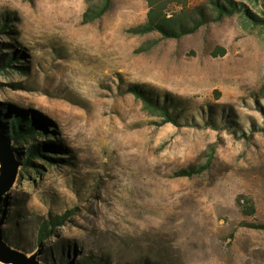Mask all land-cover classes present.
<instances>
[{"label":"rangeland","instance_id":"obj_1","mask_svg":"<svg viewBox=\"0 0 264 264\" xmlns=\"http://www.w3.org/2000/svg\"><path fill=\"white\" fill-rule=\"evenodd\" d=\"M212 1L113 0L84 23L102 0H0V115L41 122L35 144L58 148L25 169L31 144L13 143L3 228L17 248L77 251L72 264H264V27L217 21ZM231 1L264 18V0ZM158 6L212 21L180 39L134 34ZM66 212L41 247L42 218Z\"/></svg>","mask_w":264,"mask_h":264},{"label":"trees","instance_id":"obj_2","mask_svg":"<svg viewBox=\"0 0 264 264\" xmlns=\"http://www.w3.org/2000/svg\"><path fill=\"white\" fill-rule=\"evenodd\" d=\"M113 0H102L98 5H90L88 10L84 15V23H92L101 19L111 8ZM213 10L216 13L215 20L220 21L225 17H232L237 13H240L248 18L254 25L264 27V18L258 17L256 14L252 13L250 9L245 4H238L233 1L224 4L219 0H213ZM153 7V3L151 4ZM188 14L186 12L180 15H174L169 17L167 14L163 13L161 8L158 6L152 8L149 15L148 21L133 29L134 34L146 35L154 32H158L166 39H180L184 36L195 33L203 25L207 24L211 20V17L205 12L200 13L199 17L195 16L193 18V23L189 21ZM7 24L3 27L7 28ZM12 59L9 60L8 66L11 65ZM139 87L133 86L130 89V92L133 93L141 102L143 103L144 108L150 112L153 116H161L164 118L163 124L172 123L179 126L180 120L178 116L169 108L167 105L162 104L160 100H155L148 93L138 89ZM261 93L264 96V86L261 89ZM0 132L8 138L14 145L21 146L23 144H31L25 154V158L22 159V165L25 169L29 167H36L34 160L41 157H49L48 154H53L57 148L56 143L53 141L44 142L42 141L39 144H35L38 141L40 135H46L48 133L47 127L44 126L41 122L32 120L21 114L15 115L11 120L8 115H0ZM21 149V148H18ZM16 152V150H15ZM21 152V151H20ZM22 158V155H21ZM7 197L5 199V202ZM5 203L3 205L2 211V221L5 222V213H4ZM71 213L66 212L63 215H53L50 214L45 218H42L39 228V243L41 247L49 240V238L56 232L60 227H63L70 217ZM4 226V225H3ZM260 228L264 229V225H261ZM3 236L14 248H17V244L13 243L7 235V230L3 228ZM19 249V248H17ZM80 256L77 251L69 254L65 249L60 251L61 260H57L52 256H46L42 260L47 264H72ZM71 260V261H68ZM76 264H93V258L88 256L83 258ZM144 264H152L150 261L144 262Z\"/></svg>","mask_w":264,"mask_h":264},{"label":"water","instance_id":"obj_3","mask_svg":"<svg viewBox=\"0 0 264 264\" xmlns=\"http://www.w3.org/2000/svg\"><path fill=\"white\" fill-rule=\"evenodd\" d=\"M21 163L13 143L0 132V263L2 264H47L38 254L28 255L14 248L3 236L2 211L6 197L15 187Z\"/></svg>","mask_w":264,"mask_h":264}]
</instances>
